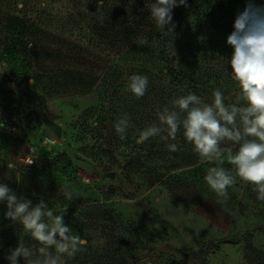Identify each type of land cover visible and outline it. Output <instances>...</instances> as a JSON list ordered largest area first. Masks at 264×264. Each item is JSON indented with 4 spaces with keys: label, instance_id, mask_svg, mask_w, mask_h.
<instances>
[{
    "label": "rangeland",
    "instance_id": "rangeland-1",
    "mask_svg": "<svg viewBox=\"0 0 264 264\" xmlns=\"http://www.w3.org/2000/svg\"><path fill=\"white\" fill-rule=\"evenodd\" d=\"M2 1L6 17L0 25V100L6 96L3 89L11 90L13 117L0 123V183L33 204L43 198L56 214L66 209L65 223L88 241L85 250L64 259L66 264H264V201L257 199L254 185L237 178L227 189V202H218L204 180L214 165L202 163L197 153L194 163L165 169L153 184L146 182L142 166L129 171L131 159L186 152L190 143L183 129L176 152L168 151L159 137L142 144L136 140L138 130L159 123L158 110L189 93L166 77L159 79L149 60L122 61L69 41L58 28L34 24L37 13L29 0ZM200 2L199 14L179 21L186 33L172 43L177 55L173 64L187 47L210 48L218 73H203V82L210 79L225 102L234 103L239 86L227 63L233 52L227 37L248 0ZM252 2L264 5V0ZM50 8L52 15L61 11L57 3ZM133 74L148 77L141 98L127 88ZM214 90H203L201 99L211 103ZM124 114L132 127L122 140L114 125ZM46 119L56 123L60 135ZM31 147L35 159L27 164ZM223 167L235 174L226 156ZM66 190L73 200L65 198ZM6 211V203L0 202V231L20 225L6 219ZM2 233L0 263L9 264L5 257L16 246L7 244Z\"/></svg>",
    "mask_w": 264,
    "mask_h": 264
},
{
    "label": "clouds",
    "instance_id": "clouds-1",
    "mask_svg": "<svg viewBox=\"0 0 264 264\" xmlns=\"http://www.w3.org/2000/svg\"><path fill=\"white\" fill-rule=\"evenodd\" d=\"M96 4L97 13L103 8L104 0H96ZM178 6L187 7V0H155L150 4L148 10L162 34L174 31L173 9ZM233 28L227 37V44L233 48L227 63L231 66L232 80L239 86L235 102L226 103L220 89L213 91L211 103L194 93L176 97L170 101L171 107L158 110V124L138 130L136 142L159 137L168 151L176 152L178 133L183 129L185 140L193 146L201 162L214 165L207 169L204 180L218 202H227V189L237 178L254 185L257 199L264 201V5L248 0L244 10L237 13ZM134 43L145 45L147 40L137 38ZM148 83L147 76L133 74L128 78L127 88L136 98H141ZM114 127L125 140L127 130L132 127L129 116L124 114ZM225 142H230V146H225ZM225 156L233 166L234 175L223 167ZM64 196L73 200L71 191L66 190ZM0 202L7 206L5 218L19 223L35 242L31 246L19 242L15 249H10L5 257L9 264H20L21 258L24 264H66L65 256L74 258L85 250L87 239L73 234L64 221L66 209L56 214L43 198L33 204L6 183H0ZM181 259L178 254L176 260Z\"/></svg>",
    "mask_w": 264,
    "mask_h": 264
},
{
    "label": "trees",
    "instance_id": "trees-1",
    "mask_svg": "<svg viewBox=\"0 0 264 264\" xmlns=\"http://www.w3.org/2000/svg\"><path fill=\"white\" fill-rule=\"evenodd\" d=\"M152 2L155 0H104L103 8L96 13V0L28 1L29 6L37 13V18L33 19L34 24L58 28L67 34L69 41L89 45L108 55H117V58L119 57L122 61L133 57L149 60L156 65L159 79L166 77L168 83L174 81V87L177 89L203 98V90L211 92L216 88L215 83L210 79L203 82V73H207L208 77L216 76L218 73L214 69L215 64L211 63L214 57L210 48H203V45L199 44L181 49L177 65L174 66L177 55L172 46L177 37L186 33V29L181 28L179 21L183 19V16L199 14L202 11V3L200 0H187V7H175L173 9L175 29L164 35L157 28L148 10ZM56 3L60 4L61 11L59 10V14L52 15L50 7ZM85 5L88 11H85ZM5 17V5L1 0L0 25L5 22ZM137 38H146L147 44L134 43ZM2 56L0 52V57ZM3 92L6 96L0 100V123H10L13 117V107L8 97L11 90L3 89ZM225 146H230V142H225ZM196 159L197 155L193 146L187 144L186 152L180 155L174 154L172 157L165 158L144 156L138 160L131 159L129 171L135 166H142L145 169L142 172L146 176V182L153 184L163 178L165 169L194 163ZM127 176L130 178V175ZM22 230L24 229L21 225H12L2 228L0 232H3V238L7 240V244L16 247L19 242H23L26 246L35 243L30 234ZM64 259L68 257L65 256Z\"/></svg>",
    "mask_w": 264,
    "mask_h": 264
},
{
    "label": "water",
    "instance_id": "water-1",
    "mask_svg": "<svg viewBox=\"0 0 264 264\" xmlns=\"http://www.w3.org/2000/svg\"><path fill=\"white\" fill-rule=\"evenodd\" d=\"M172 58H174V56H172ZM44 123L50 128L52 129L56 134L60 135L61 130L60 128L56 125V123H54L53 121L46 119L44 121Z\"/></svg>",
    "mask_w": 264,
    "mask_h": 264
},
{
    "label": "built area",
    "instance_id": "built-area-1",
    "mask_svg": "<svg viewBox=\"0 0 264 264\" xmlns=\"http://www.w3.org/2000/svg\"><path fill=\"white\" fill-rule=\"evenodd\" d=\"M34 159H35L34 148L31 147V148L27 151V153H26V155H25V162H26L27 164H33V163H30V161L33 160V162H34Z\"/></svg>",
    "mask_w": 264,
    "mask_h": 264
}]
</instances>
